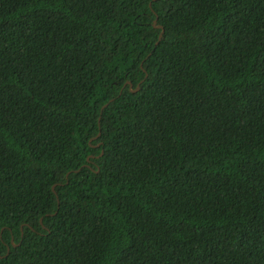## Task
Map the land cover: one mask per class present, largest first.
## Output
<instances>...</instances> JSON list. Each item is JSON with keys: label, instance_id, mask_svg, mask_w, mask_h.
Listing matches in <instances>:
<instances>
[{"label": "trees", "instance_id": "1", "mask_svg": "<svg viewBox=\"0 0 264 264\" xmlns=\"http://www.w3.org/2000/svg\"><path fill=\"white\" fill-rule=\"evenodd\" d=\"M0 256L264 264V0H0Z\"/></svg>", "mask_w": 264, "mask_h": 264}, {"label": "water", "instance_id": "2", "mask_svg": "<svg viewBox=\"0 0 264 264\" xmlns=\"http://www.w3.org/2000/svg\"><path fill=\"white\" fill-rule=\"evenodd\" d=\"M161 34H162V31L160 32V34L158 35V38H160L161 37ZM129 84V83H128ZM128 89H129V91L130 92H136L137 90H138V88H136L135 90H130V86H128ZM6 250H7V248H6ZM0 258H1V256H0Z\"/></svg>", "mask_w": 264, "mask_h": 264}, {"label": "clouds", "instance_id": "3", "mask_svg": "<svg viewBox=\"0 0 264 264\" xmlns=\"http://www.w3.org/2000/svg\"><path fill=\"white\" fill-rule=\"evenodd\" d=\"M161 31H162V29H161ZM160 38H161V37H160ZM160 38H157V42L160 40ZM157 42H156V43H157ZM105 106H106V104H104V105L101 107V109L104 108ZM39 222H40V221H39ZM10 243H11V239H10ZM6 248H7V247H6ZM7 250H8V249H7ZM7 250H6V251H7Z\"/></svg>", "mask_w": 264, "mask_h": 264}]
</instances>
